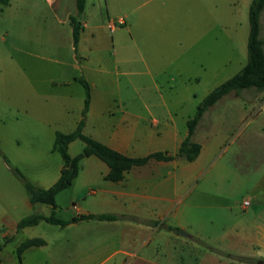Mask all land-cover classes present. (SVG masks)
<instances>
[{"label": "rangeland", "instance_id": "rangeland-1", "mask_svg": "<svg viewBox=\"0 0 264 264\" xmlns=\"http://www.w3.org/2000/svg\"><path fill=\"white\" fill-rule=\"evenodd\" d=\"M54 1L12 0L8 6L0 5V244L4 242L1 233L10 231L9 224L32 213L70 219L71 198L82 185L80 175L73 187L58 192L55 208L30 205L24 188V181L48 188L58 178L62 161L52 151L54 137L57 132L74 129L73 119L81 104L78 97L83 95L78 83L66 87L52 85L50 81L56 74V65L47 60L51 57L47 50L66 39L65 25L56 27L51 16ZM251 2L86 0L85 8L93 13V22L111 19L115 28L121 29L113 36L115 44L110 49L118 64L122 57L129 56L134 60L130 63L133 71L138 66L143 71L140 61L149 68V75L119 78L122 100L133 98L125 88L129 87V79L143 101L179 103L186 113L193 115L213 89L246 64ZM60 5L67 8L69 16L75 13L74 0H61ZM123 15L132 23L129 30L117 24ZM61 16L64 13L58 14ZM104 31L109 42L110 30ZM68 35L70 38V31ZM120 38L124 44L119 42ZM260 39L264 43V11L260 16ZM119 67L123 69L121 64ZM65 92L70 93L68 102L62 96ZM63 103L68 109L62 108ZM254 115H258L255 120ZM209 122L212 133L222 132L227 145L237 144L252 135L253 130L264 135V91L251 88L239 95L224 96L203 118L202 127ZM201 132L203 138L208 137L203 128ZM83 146L82 141L74 140L69 155L79 154ZM16 170L22 179L15 174ZM113 228L95 221L90 225L82 223L78 229L41 221L27 231L13 233L14 239L7 242L4 254L27 237H40L45 245L28 251L24 264H113L109 253L110 242H115ZM160 257L165 263L177 264L181 257L182 264H192L187 252L167 251ZM5 258L2 264H12Z\"/></svg>", "mask_w": 264, "mask_h": 264}, {"label": "crops", "instance_id": "crops-1", "mask_svg": "<svg viewBox=\"0 0 264 264\" xmlns=\"http://www.w3.org/2000/svg\"><path fill=\"white\" fill-rule=\"evenodd\" d=\"M10 1L0 5L8 6ZM60 1L52 3L55 6L50 12L56 27L65 25L66 39L52 44L47 50L51 54L47 60L56 65V74L50 81L52 85L67 87L77 84L76 77L80 76L88 83L90 102L83 121V133L129 158H143L157 152L174 157L171 161L150 160L146 165L133 167L117 182L104 180L108 167L102 161L94 156L82 158L76 177L68 187H73L75 179L81 175L79 193L71 198L72 217L109 214L127 218L79 221L65 227L78 229L82 223L90 225L92 221L115 227L112 229L115 242L112 240L109 245L113 264H176L161 260L160 255L167 251L173 254L187 252L192 264L264 262V135L253 130L252 135L243 137L237 144L230 142L227 145L222 132L212 133L210 122L202 127V120L212 106L203 114L192 136V140L200 145L196 159L187 162L177 158L179 146L187 136L186 123L194 117L196 110L189 115L179 103L145 102L129 79V87L125 88L133 98L122 100L119 78L149 75L146 62L140 61L143 71L139 66L137 71L131 69L130 63L134 60L129 56L122 57L118 64L110 49L115 44L113 36L121 29L115 28L111 19L93 22V13L88 8L82 14L83 30L74 52L69 13ZM59 13L64 16L58 17ZM117 24L128 30L132 26L127 15L119 17ZM105 29L110 30V44ZM119 42L124 44L121 38ZM62 96L69 101V92ZM78 98L81 104L73 119L74 129L82 118L84 90ZM67 107L66 103L62 104L64 110ZM257 117L254 115V120ZM202 128L208 137H202ZM17 223L8 225V233H1L3 241L9 242L14 239L13 233L16 235L30 228L17 230ZM179 231L188 236H181ZM34 238L42 239L27 237L6 255L5 243L0 251V264L7 255L12 264H16V260L24 264L26 253L39 246L28 247L20 257L16 249L22 242ZM44 245L45 242L41 246ZM228 256L254 261L241 263ZM179 260L177 264L184 263L181 257Z\"/></svg>", "mask_w": 264, "mask_h": 264}, {"label": "trees", "instance_id": "trees-1", "mask_svg": "<svg viewBox=\"0 0 264 264\" xmlns=\"http://www.w3.org/2000/svg\"><path fill=\"white\" fill-rule=\"evenodd\" d=\"M0 3L6 4L7 0H0ZM86 0H74L75 13L68 17V22L71 28L72 46L76 52L80 34L83 30L81 24V17L85 9ZM264 11V0H252L248 10V24L249 31L247 37V61L240 71L233 77L229 78L221 85L213 89L201 103L197 105L196 113L193 118L187 121V136L181 142L177 158L183 159L187 162H192L196 159L200 152V145L192 140V136L196 126L203 114L212 106H214L221 98L228 94L239 95L242 90L255 89L257 92L264 91V48L263 41L260 39V16ZM84 90V101L82 108V118L76 128L69 133L57 132L54 137L52 151L56 152L62 161L59 178L47 189L33 186L32 184L24 181V188L28 194V201L30 205L46 204L55 208V196L58 192L70 187L72 180L76 177L78 170V163L84 157L94 156L102 161L108 167V173L104 176V180L110 182H117L123 178V174L133 168L146 165L150 160L156 161H171L174 159L166 153L157 152L150 154L143 158H129L126 157L104 144L86 136L83 131V121L88 111L90 102V89L88 83L82 78L76 79ZM80 140L83 142L84 147L82 152L71 158L68 154V145L74 141ZM15 174L22 179L20 173L16 170ZM125 216H116L109 214H85L76 215L70 220H61L55 218L53 215L44 216L38 213H32L28 216L21 218L17 223V230L36 226L39 222L43 221L51 225L65 227L71 223L87 220L97 221H116L119 219H126ZM137 221L134 218H128ZM178 230L175 229V232ZM7 239L0 244V251L7 243ZM44 241L39 238H34L22 242L16 249L17 256L20 257L21 253L31 246H41ZM241 263H252L254 260L244 257L228 256ZM264 264V262H262Z\"/></svg>", "mask_w": 264, "mask_h": 264}, {"label": "water", "instance_id": "water-1", "mask_svg": "<svg viewBox=\"0 0 264 264\" xmlns=\"http://www.w3.org/2000/svg\"><path fill=\"white\" fill-rule=\"evenodd\" d=\"M179 234L181 236H188L186 233H184L183 231H179ZM257 264H262L261 262H258Z\"/></svg>", "mask_w": 264, "mask_h": 264}, {"label": "built area", "instance_id": "built-area-1", "mask_svg": "<svg viewBox=\"0 0 264 264\" xmlns=\"http://www.w3.org/2000/svg\"><path fill=\"white\" fill-rule=\"evenodd\" d=\"M244 204L247 205V202H245Z\"/></svg>", "mask_w": 264, "mask_h": 264}]
</instances>
